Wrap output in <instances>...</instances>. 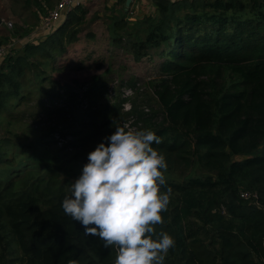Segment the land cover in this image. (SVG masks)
Wrapping results in <instances>:
<instances>
[{"label":"trees","instance_id":"trees-1","mask_svg":"<svg viewBox=\"0 0 264 264\" xmlns=\"http://www.w3.org/2000/svg\"><path fill=\"white\" fill-rule=\"evenodd\" d=\"M153 1L152 13L114 19L110 38L136 60L161 58L159 77L150 81L157 106L139 102L138 87L131 110L122 111L118 94L98 121L100 140L130 115L137 128L160 136L153 146L166 158L163 188L172 192L155 227L175 240L165 264H264V0ZM82 19L68 16L39 42L0 56V118L20 121L9 117L11 108L51 81L50 64L78 40ZM70 111L74 124L82 110L75 104ZM41 150L0 133V264H114L115 247L86 235L63 211L73 178L61 179L57 151ZM176 161L195 172L170 177Z\"/></svg>","mask_w":264,"mask_h":264},{"label":"rangeland","instance_id":"rangeland-1","mask_svg":"<svg viewBox=\"0 0 264 264\" xmlns=\"http://www.w3.org/2000/svg\"><path fill=\"white\" fill-rule=\"evenodd\" d=\"M55 2L56 0H0V40L6 38L0 42V46L10 50L27 40L39 42L44 39L55 27L43 28L41 20L46 10ZM87 17L78 40L70 43L66 52L57 55L54 63L50 64L48 72L51 81L45 80L42 83V92L32 93L11 108L9 117L19 118L20 121L9 123L7 118H0V133L10 135L26 145L32 143L38 149L41 147V151H57L64 163L61 179L64 176L74 179L79 175L83 164L87 162L88 152L101 141L104 129L98 121L107 118L106 107L116 102L118 94L121 97L131 95L139 87L143 94L138 97V101L144 102V105L151 104V107L157 106L150 81L160 74L158 64L161 58L158 54L154 53L152 60L148 57L136 60L110 38V32H106L107 27L95 21L96 15L91 13ZM12 27L20 33L24 32L23 28L30 31L20 36V33L14 34ZM98 32L103 34L101 39L95 37ZM91 34L94 36L91 37ZM92 86L97 87L95 93L92 92ZM48 92L50 95L59 93L61 97L49 100ZM40 101L44 102L47 109L38 105ZM75 104L82 111L79 119L72 124L70 109ZM54 107L58 110L65 109L66 116L58 115ZM119 108L126 111L121 105ZM43 140L50 141V150L44 146ZM58 148L62 151L57 150ZM193 172L195 170L185 161H176L169 176L181 181L187 173ZM0 250L2 251L1 246ZM5 253L7 257L13 258L19 250Z\"/></svg>","mask_w":264,"mask_h":264},{"label":"clouds","instance_id":"clouds-1","mask_svg":"<svg viewBox=\"0 0 264 264\" xmlns=\"http://www.w3.org/2000/svg\"><path fill=\"white\" fill-rule=\"evenodd\" d=\"M160 140L149 128L115 127L88 152L62 199L63 211L86 235L115 247L114 264H165L174 247L173 235L155 227L172 192L163 188L166 158L153 146Z\"/></svg>","mask_w":264,"mask_h":264},{"label":"crops","instance_id":"crops-1","mask_svg":"<svg viewBox=\"0 0 264 264\" xmlns=\"http://www.w3.org/2000/svg\"><path fill=\"white\" fill-rule=\"evenodd\" d=\"M127 1L128 0H80V3L77 4L73 10L64 13L63 20H65V18L67 19L68 16L73 17L75 15H83L80 24L82 30L84 19H87V16L92 13L96 15L95 21H99V25L101 24L103 27L105 25L107 27L106 32L109 33L111 23L114 19L125 16L129 20L134 21L136 18L141 17L146 13H152L155 10L153 0H130L129 3H127ZM80 11H82L81 14ZM78 35L80 34L78 33ZM101 35L103 34L98 32L95 34V37L101 39ZM92 36H94V34H91V37Z\"/></svg>","mask_w":264,"mask_h":264},{"label":"built area","instance_id":"built-area-1","mask_svg":"<svg viewBox=\"0 0 264 264\" xmlns=\"http://www.w3.org/2000/svg\"><path fill=\"white\" fill-rule=\"evenodd\" d=\"M79 3H80V0H56L54 5L48 8L45 15H43L42 20H41L42 27L50 28L53 25H55L58 21L63 22L62 18H64L63 17L64 13L70 12ZM7 51H8L7 48H4V46H0V56H4ZM0 64H1V61H0ZM130 92H132L131 89H130ZM127 95H130V94H127ZM123 107L126 109V111H129L131 110L132 103L129 100H127L123 102ZM146 109L148 110V107H146ZM133 120L134 119L132 115H130L128 116V119L126 122H124V124H127L129 127H132V128H137V125L134 124ZM240 194L244 198H251L254 196L255 201L258 202V195L256 193H253L249 190H242Z\"/></svg>","mask_w":264,"mask_h":264},{"label":"bare ground","instance_id":"bare-ground-1","mask_svg":"<svg viewBox=\"0 0 264 264\" xmlns=\"http://www.w3.org/2000/svg\"><path fill=\"white\" fill-rule=\"evenodd\" d=\"M133 92V91H132ZM135 92V91H134ZM134 92H133V94H134ZM132 93H131V95H127V96H124V97H122V102H121V104H122V106H123V102H125V101H127V100H129L130 102H131V97H132V95H133ZM127 98H129V99H127ZM132 103V102H131ZM127 120H124L123 122H122V125H125L124 124V122H126Z\"/></svg>","mask_w":264,"mask_h":264},{"label":"water","instance_id":"water-1","mask_svg":"<svg viewBox=\"0 0 264 264\" xmlns=\"http://www.w3.org/2000/svg\"><path fill=\"white\" fill-rule=\"evenodd\" d=\"M130 0L127 1V3H129ZM0 22H2V19L0 18Z\"/></svg>","mask_w":264,"mask_h":264}]
</instances>
